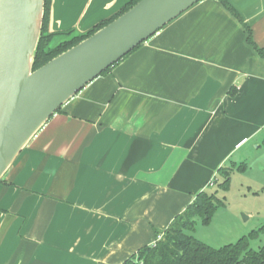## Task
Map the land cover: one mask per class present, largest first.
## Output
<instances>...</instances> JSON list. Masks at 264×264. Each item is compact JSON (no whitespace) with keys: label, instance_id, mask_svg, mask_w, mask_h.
<instances>
[{"label":"crops","instance_id":"obj_1","mask_svg":"<svg viewBox=\"0 0 264 264\" xmlns=\"http://www.w3.org/2000/svg\"><path fill=\"white\" fill-rule=\"evenodd\" d=\"M129 1L51 0L48 33L84 34ZM225 1L240 19L199 1L30 140L0 183V264H122L264 146V0Z\"/></svg>","mask_w":264,"mask_h":264},{"label":"water","instance_id":"obj_2","mask_svg":"<svg viewBox=\"0 0 264 264\" xmlns=\"http://www.w3.org/2000/svg\"><path fill=\"white\" fill-rule=\"evenodd\" d=\"M199 1L140 0L33 71L45 0H0V181L64 104Z\"/></svg>","mask_w":264,"mask_h":264},{"label":"trees","instance_id":"obj_3","mask_svg":"<svg viewBox=\"0 0 264 264\" xmlns=\"http://www.w3.org/2000/svg\"><path fill=\"white\" fill-rule=\"evenodd\" d=\"M138 1L140 0L129 1L114 17L107 21H102L88 32L78 35L74 34L73 30L61 33H48L51 0H45L41 37L34 58L33 71L106 26ZM219 1L230 13L240 19L238 14L225 0ZM247 33L248 43L254 46L248 29ZM55 36H62L63 38L56 44H52ZM254 48H256L258 53L264 55V48L258 49L255 46ZM110 69L111 67L101 75L106 74ZM233 93L234 90L231 89L229 94L233 95ZM233 168L234 167L231 169L222 167L218 170V176L222 178L221 182L218 184V188L222 192H226L229 189L232 170H236L240 173L244 172L246 170V165L241 164L237 166L236 169ZM1 182L2 181H0V183ZM223 205V202L217 198L216 192H199L192 203L186 207L184 212L177 215L165 230L155 231L156 238L161 236L159 240H156L155 243L150 246L141 247L122 264H264V247H259L257 249L251 247L253 241L257 240L260 235H264V224L258 229L252 230L248 235L242 236L235 243L227 244L220 248H213L190 234L195 230V220L197 218H199L201 225L208 226L216 210Z\"/></svg>","mask_w":264,"mask_h":264},{"label":"rangeland","instance_id":"obj_4","mask_svg":"<svg viewBox=\"0 0 264 264\" xmlns=\"http://www.w3.org/2000/svg\"><path fill=\"white\" fill-rule=\"evenodd\" d=\"M260 145L247 155L245 173L232 170L228 191L222 192L218 188L222 180L220 176L212 182L207 193L216 192L224 205L216 210L208 226L201 225L199 218L195 220V230L190 233L193 237L213 248H220L235 243L264 224V146ZM232 167L236 169L237 166L231 164L225 168ZM251 247H264V235L253 241Z\"/></svg>","mask_w":264,"mask_h":264},{"label":"built area","instance_id":"obj_5","mask_svg":"<svg viewBox=\"0 0 264 264\" xmlns=\"http://www.w3.org/2000/svg\"><path fill=\"white\" fill-rule=\"evenodd\" d=\"M160 238H161V236H158V237H157V240H159Z\"/></svg>","mask_w":264,"mask_h":264}]
</instances>
